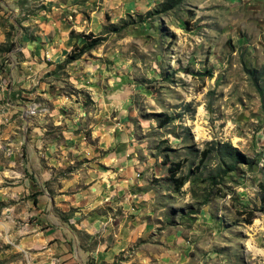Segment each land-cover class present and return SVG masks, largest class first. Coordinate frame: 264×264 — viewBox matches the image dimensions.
<instances>
[{
    "label": "rangeland",
    "instance_id": "rangeland-1",
    "mask_svg": "<svg viewBox=\"0 0 264 264\" xmlns=\"http://www.w3.org/2000/svg\"><path fill=\"white\" fill-rule=\"evenodd\" d=\"M42 1L16 0L0 63L37 10L77 23L69 54L86 35L101 43L53 65L33 116L59 117L71 140L88 145L94 120L124 123L146 196L139 230L170 234L181 264H264V0ZM88 150L71 151L51 180L77 176L91 191ZM14 192L0 186V264H33L36 194Z\"/></svg>",
    "mask_w": 264,
    "mask_h": 264
},
{
    "label": "crops",
    "instance_id": "crops-1",
    "mask_svg": "<svg viewBox=\"0 0 264 264\" xmlns=\"http://www.w3.org/2000/svg\"><path fill=\"white\" fill-rule=\"evenodd\" d=\"M57 3L63 4L42 1L47 8ZM14 12L16 0H0V45L8 43L7 21L16 24L8 15ZM28 17L17 25L18 32L10 39L14 48L0 63V184L9 181L11 187L0 186L15 195L36 194L30 217L38 230L30 232L28 241L32 263L181 264L174 258L177 247L171 246L170 234L148 232L149 227L139 230L147 223L139 205L146 196L137 189L139 160L124 123L94 120L90 123L94 145H88L71 140L59 117L48 120L31 113L43 91L41 79L68 56L75 44L70 32L78 25L56 19L49 11L37 10ZM48 129L55 131L53 136H47ZM87 146L92 159L86 181L94 185L91 191L79 189L77 176L72 181L51 180L52 173L66 166L71 151L78 153Z\"/></svg>",
    "mask_w": 264,
    "mask_h": 264
},
{
    "label": "trees",
    "instance_id": "trees-1",
    "mask_svg": "<svg viewBox=\"0 0 264 264\" xmlns=\"http://www.w3.org/2000/svg\"><path fill=\"white\" fill-rule=\"evenodd\" d=\"M84 38L86 39L85 44H83V46L80 48L75 47V49H77L78 52L72 51L68 55L65 63L69 64L73 61L79 60L85 53H88L89 51H91L92 49H94L95 47H97L101 43V39H91V38H93V36L90 34L84 36ZM12 46H14V45L12 44L11 47ZM261 93L263 94V92H261ZM208 154H209V152H204V156H207ZM230 155L233 156V153H231ZM176 181L180 184V186L183 185V182L181 180L178 179Z\"/></svg>",
    "mask_w": 264,
    "mask_h": 264
}]
</instances>
